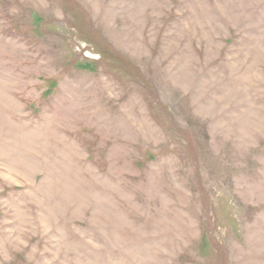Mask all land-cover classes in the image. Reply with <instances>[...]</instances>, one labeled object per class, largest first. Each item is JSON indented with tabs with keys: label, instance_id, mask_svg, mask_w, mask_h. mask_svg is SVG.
Wrapping results in <instances>:
<instances>
[{
	"label": "rangeland",
	"instance_id": "374dc122",
	"mask_svg": "<svg viewBox=\"0 0 264 264\" xmlns=\"http://www.w3.org/2000/svg\"><path fill=\"white\" fill-rule=\"evenodd\" d=\"M0 264H264V0H0Z\"/></svg>",
	"mask_w": 264,
	"mask_h": 264
}]
</instances>
